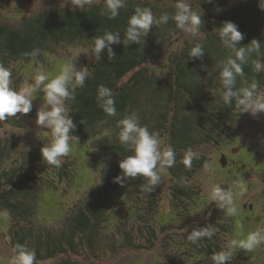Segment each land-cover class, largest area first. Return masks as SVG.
I'll use <instances>...</instances> for the list:
<instances>
[{
  "label": "trees",
  "instance_id": "trees-1",
  "mask_svg": "<svg viewBox=\"0 0 264 264\" xmlns=\"http://www.w3.org/2000/svg\"><path fill=\"white\" fill-rule=\"evenodd\" d=\"M79 3L76 9V0L73 6L70 0H0V63L12 69L29 67L35 73L38 65L25 54L40 49L37 59L44 71L50 70L58 60L67 62L62 50L80 46L93 50L96 36L105 31L124 32L137 6L151 8L157 18L175 11V0H126L120 14L109 19L107 14L100 15L104 0ZM193 10L202 14L196 37L180 32L170 19L167 24L154 25L140 44L112 45L115 60H109L105 49L85 61L89 78L76 88L74 100L66 102L76 124L72 134L78 141L71 142L72 150L60 167L43 162L41 148L50 140L32 149L21 147L16 131L25 130V125L18 114V118L0 122L4 131L0 137V213H9L2 216L9 221L13 254L20 244L34 251L40 264L60 257L65 260L58 264H81L76 261L80 258L85 264H94L106 254L154 252L159 256L162 249L168 264H212L209 257L213 252L226 248L235 217L203 195L202 184L195 177L208 164L209 148L231 145L239 135L236 125L249 113H241L235 101L231 106L222 101L217 65L229 51L222 46L217 28L232 22L243 35L238 47L253 40L261 44L259 54L246 56L236 87L255 80L264 93V72L256 73L252 65L253 60L264 61V9L260 0H194ZM198 42L205 55L189 57V49ZM171 47L175 49L167 62L158 66L157 61ZM100 85L113 90L116 116H108L98 107ZM133 111L141 126L159 132L162 146L171 145L175 151V165L161 172L162 182L152 193L140 192L142 178L128 180L123 186L113 182L121 173L120 160L132 154L119 142L116 124ZM261 123L250 151L262 156L264 118ZM189 149L195 157L187 168L181 161ZM77 153L86 162L90 160L99 180L86 197L67 210L61 226H43L38 214L45 195H68L80 178ZM261 178L264 184V172ZM164 188L172 216L162 223L159 209ZM116 206H122L123 214L114 218ZM206 226L216 230L210 240L188 241L192 229ZM226 264L237 262L233 257Z\"/></svg>",
  "mask_w": 264,
  "mask_h": 264
},
{
  "label": "clouds",
  "instance_id": "clouds-1",
  "mask_svg": "<svg viewBox=\"0 0 264 264\" xmlns=\"http://www.w3.org/2000/svg\"><path fill=\"white\" fill-rule=\"evenodd\" d=\"M70 2L73 6V0ZM260 6L264 9V0H260ZM79 7V0H76V9ZM125 7L126 0H104V8L100 15L107 14L109 19H115L120 14V10ZM174 8L173 13L163 12L157 18L151 8L137 6L134 14L129 17L124 32L105 31L103 35L94 38L93 53L100 56L107 49L109 60H115L116 54L112 45H118L121 42L125 45L140 44L141 39L148 35L154 25L167 24L170 19L175 22L180 32L196 37L202 25V14L194 11L188 0H175ZM217 31L222 46L229 51V55L217 65L218 77L223 87V103L231 106L235 101V107L239 108L241 113H249L252 116L264 113V93L260 91L261 86L257 81L253 80L244 87H236L237 77L243 75L242 66L246 62V56L253 52L259 54L261 44L253 40L246 47H238L243 35L232 22H224ZM121 33L124 34L123 41H121ZM40 54V49H33L31 53L25 54L38 67L32 82L24 80L18 89L12 83V67H6L0 63V122L6 121L9 117L18 118V113L29 114L35 100L34 93L37 90L42 92L43 103L36 113V124L40 128L50 130L51 139L41 148V155L47 166L58 168L63 158L71 152V142L78 141V137L72 134L76 124L73 122L70 115L71 109L66 102L74 100L76 88L85 85L89 72L87 67L77 68L72 61L64 63L59 74L50 77L43 70V64L37 59ZM204 55L203 44L199 42L195 43L188 52L189 57L196 59ZM252 65L256 73L264 72V61L253 60ZM96 101L106 115L116 116V102L112 89L100 85ZM116 127L119 129V142L132 154L120 160L121 173L114 178L113 182L123 186L128 180L142 178L143 183L139 185L140 192L152 193L162 182L161 172L175 165L174 149L171 145L162 146L160 133L150 131L146 125L141 126L139 116L134 111L119 119ZM194 157L195 153L189 149L181 162L185 167L190 168ZM242 191L247 189L243 188ZM208 198L215 202L226 215L237 214L234 193L231 189L214 184L208 191ZM0 215L7 217L9 213L4 210ZM215 232L214 228L208 226L197 227L192 229L187 239L197 244L206 238L210 240ZM261 246H264V226H258L243 239H229L226 248L213 252L209 259L212 264H226L233 259L234 250H246L251 253ZM8 264H40V262L36 260L34 251L17 244Z\"/></svg>",
  "mask_w": 264,
  "mask_h": 264
},
{
  "label": "rangeland",
  "instance_id": "rangeland-1",
  "mask_svg": "<svg viewBox=\"0 0 264 264\" xmlns=\"http://www.w3.org/2000/svg\"><path fill=\"white\" fill-rule=\"evenodd\" d=\"M99 1V0H98ZM154 1V0H151ZM169 2V0H167ZM194 6V0H188ZM39 8V7H35ZM15 14V13H12ZM205 26V25H204ZM172 49H167L165 53L157 61V65H163L167 62ZM62 57L67 62L74 61L77 68L86 67L85 61L91 60L94 57L93 50L87 47H71L69 52L62 50ZM62 60L56 61L52 65V69L45 70L50 77H55L59 74L64 63ZM32 68H21L16 66L13 69L12 83L17 89L24 80L32 82V77L35 74ZM43 93L37 90L34 93V101L32 111L27 115L19 114L20 119L24 122L25 130L16 131L20 137V145L23 149H32L39 147L45 141L50 140L49 132L40 128L36 124V113L42 106ZM264 118V113L256 116L249 114V117L236 125V131L239 133L237 139L231 144L222 149L209 148L207 157L209 158L207 167L196 174L197 183L202 184L203 195L208 198V191L214 184H219L222 188L231 189L236 196L235 206L237 214L234 215V229L232 239H243L250 231L255 230L258 226H264V184L262 183L264 172V155H257L250 151V145L255 141L260 134L261 119ZM45 135V136H44ZM0 137H4V131L0 129ZM43 137H47L43 138ZM40 142V143H39ZM79 157L80 178L77 184L70 190L68 195H58L51 192L46 194L39 210L38 218L43 226L59 227L63 223L64 216L68 209H71L76 203L86 197L91 189L98 182V173L95 167L90 163V160L84 159L82 154ZM87 155V154H85ZM223 155L236 160L238 163L224 167L221 163ZM246 165V166H244ZM228 181V183H227ZM228 187V188H227ZM246 188L247 191H242ZM161 202L159 209V218L162 223H165L171 217V203L168 197V190L164 188L161 194ZM209 199V198H208ZM210 200V199H209ZM253 205V210L248 208ZM246 206L248 209H246ZM122 206H116L114 218L121 217L123 214ZM117 216V217H116ZM9 221L0 215V264H8V260L13 256V251L10 246L11 235L9 233ZM171 231L170 233H172ZM162 239H166L163 234ZM169 243V239L165 240ZM159 256L156 253H129L120 255H103L99 261L94 264H168L162 255V249L159 250ZM234 259L237 264H261L264 260V246L256 248L249 253L246 250H234ZM65 258H58L55 261H48L43 264H58L64 261ZM77 259V263L85 264L87 262Z\"/></svg>",
  "mask_w": 264,
  "mask_h": 264
},
{
  "label": "flooded vegetation",
  "instance_id": "flooded-vegetation-1",
  "mask_svg": "<svg viewBox=\"0 0 264 264\" xmlns=\"http://www.w3.org/2000/svg\"><path fill=\"white\" fill-rule=\"evenodd\" d=\"M226 156V155H225ZM226 159L228 161V165H231V164H236L238 163L236 160H233V159H230L228 156H226ZM248 208H250V210H253V205L251 204ZM247 206H246V209H248Z\"/></svg>",
  "mask_w": 264,
  "mask_h": 264
},
{
  "label": "water",
  "instance_id": "water-1",
  "mask_svg": "<svg viewBox=\"0 0 264 264\" xmlns=\"http://www.w3.org/2000/svg\"><path fill=\"white\" fill-rule=\"evenodd\" d=\"M221 163L224 167H226L228 165V161L225 157L222 158Z\"/></svg>",
  "mask_w": 264,
  "mask_h": 264
}]
</instances>
